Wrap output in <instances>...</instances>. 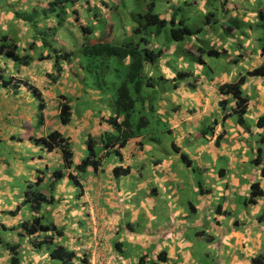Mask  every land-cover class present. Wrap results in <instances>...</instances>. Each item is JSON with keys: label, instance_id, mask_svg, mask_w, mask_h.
<instances>
[{"label": "crops", "instance_id": "obj_1", "mask_svg": "<svg viewBox=\"0 0 264 264\" xmlns=\"http://www.w3.org/2000/svg\"><path fill=\"white\" fill-rule=\"evenodd\" d=\"M54 1L0 0V40L9 37L18 45L20 56L31 57L29 65L18 67L0 55V71L12 81L8 86L0 82V224L6 227H0V264H9L11 250L18 245L22 264H59L50 257L53 248H37L47 235L26 236L23 225L35 216L63 231V237L51 241L76 253L73 264H139L142 258L155 262L162 253L165 264H252L264 256V196L255 203L249 201L253 185L258 184L264 193V149L260 147L264 126H258L264 116V77L248 75L263 63L264 20L259 12H264V2L256 8L257 0H221L219 19L220 10L211 14L206 0H166L160 19L173 18L198 34L182 42L164 37L163 42L149 44L162 53L159 62L145 71L153 78L154 70L160 73L158 82L165 97L158 115L165 132L106 151L99 139L113 131L111 97L89 86L91 76L86 71L90 69L86 64L80 67L78 59L64 62L57 75L53 60L44 57L52 50L76 52L71 39L81 40V35L74 26L90 27L83 10L90 11L94 22L99 19L96 11L106 20L120 1L84 0L81 4L75 0L66 6L61 28L50 8ZM183 6L190 10L197 6L211 22L208 19L207 27H196L191 11L182 16L177 12ZM123 27L126 39L133 38L136 28ZM115 29L109 23L104 32L93 30V34L98 41L111 35V41ZM62 31L64 39L59 42ZM139 33L148 40L145 32L140 29ZM157 37L151 35V41ZM187 54L193 56L190 63H186ZM222 54L231 58V64L226 63L232 69L215 74L213 61L207 58L217 63ZM202 65L209 66L208 72ZM180 72L191 77L177 81ZM240 77H246L243 92L249 98L244 123H239L236 102L220 93L221 86ZM226 99L228 104L223 106ZM90 101L98 104L97 111ZM65 102L72 107L68 125L59 119ZM79 103L88 107L77 113ZM51 131L69 141L74 153L71 169L65 168L60 150L48 152L37 142ZM163 133L172 136L168 146ZM90 138L102 151L96 152L100 166L97 171L88 168L78 173L76 166L89 156ZM116 168L130 173L116 177ZM58 171L63 172L59 182L54 179ZM39 180L38 190L50 204L34 213L23 202L29 186Z\"/></svg>", "mask_w": 264, "mask_h": 264}, {"label": "trees", "instance_id": "obj_2", "mask_svg": "<svg viewBox=\"0 0 264 264\" xmlns=\"http://www.w3.org/2000/svg\"><path fill=\"white\" fill-rule=\"evenodd\" d=\"M75 0H56L50 4L52 12L56 13L57 28L63 26L62 21L65 15V9L68 4L74 3ZM61 13H58V12ZM260 19L264 20V12H259ZM138 18L139 21L143 20L145 24H139L138 28L135 29L133 35H138L140 37V43L142 44H133L132 42L125 43L121 46H116L110 43L108 39L111 35H104L100 41L94 43L89 42L91 35L94 31L90 27L81 26V31L84 36L85 43L82 45L80 50H77L74 53L60 52L57 50H52L51 55L49 54L44 59H51L54 62L55 69L57 70V75H60L63 71L62 64L64 62L70 63L78 59V65L83 67L85 64L90 69L86 74L91 76L90 87L94 91H99L103 95L110 96L111 90L106 84L114 85L116 82L113 79V76L110 78V82L102 81L97 76L93 74L97 67V62L103 64L102 68L106 70H111L118 72L117 61L114 59H119L120 63L124 66V76L121 78V84L117 87L114 104H113V115L109 119V124L112 126L113 131L107 133L103 138L99 139V142L102 144V147L108 151L110 149H123L129 142L133 139H137L148 135L149 132H145L146 128L149 126L150 121L148 116L153 115L157 120H159L158 108L153 106L149 96H144V93L147 89H152L154 86V78L148 77L146 74V68L149 66L153 68L160 60L162 53L161 50L151 49L149 46V40L145 39L139 33V30L145 32L147 29L151 30V35L160 36L164 30L169 27V37L174 42H182L186 38L193 36L194 33L184 24H176L175 19L170 21H165L160 19L159 15L155 13V0H150V3L147 7V10L140 14ZM110 30V28H109ZM108 30V31H109ZM133 38L131 37L130 40ZM151 41V40H150ZM32 46V45H31ZM19 47L13 42L9 37L4 36L0 40V55H4L9 59L15 61L19 65L27 66L30 63L31 57L20 56ZM211 53V52H209ZM43 59V58H42ZM43 59V60H44ZM262 59L263 63L260 68L248 73L249 76H261L264 77V45L262 47ZM203 64V63H200ZM113 67V68H112ZM117 77V76H116ZM189 73L180 72L177 74L176 80L183 81L190 78ZM90 78V77H89ZM89 78L86 79V82L89 81ZM161 80V77L159 78ZM94 80V86L92 81ZM246 77H240L236 82L225 84L220 87V93L222 96L231 97L236 102L237 115L239 117V123H244L245 117L248 113V104L249 98L243 92V86L245 84ZM0 82L4 86L12 84V81L6 80L2 71H0ZM104 83L105 86H101V83ZM15 86V85H14ZM19 85H17L18 87ZM35 96L41 100V96L36 89H32ZM141 100L142 108L145 112V115L138 118V122L133 121L132 116L136 111L141 115V111L137 110V103ZM228 104V100H224L222 105L225 106ZM44 106L40 104V110L43 111ZM229 117H225L228 119ZM59 119L63 125H68L72 119V107L67 103H62L59 109ZM258 126H264V116L261 117L258 121ZM214 129V128H213ZM220 137L218 138L217 143H220ZM37 142L43 146V148L52 152L55 149L61 151L65 168L71 169L74 165V153L71 148L69 141L57 131H51L47 137H44ZM87 147L89 149V156L84 159L79 165L76 166L75 170L78 173H84L88 168H92L97 171L100 166V160L97 158L96 154V142L93 138H90ZM118 154V153H117ZM258 162V158L256 159ZM130 173L128 169L116 168L114 169V175L116 177L126 176ZM63 178V172L58 171L54 175L55 181H60ZM77 187L79 183L75 182ZM41 181H37L34 184L30 185L26 192V199L23 202L24 205L30 204L31 210L34 213H39L43 206L49 205L50 201L46 199L44 195L38 190ZM50 187L55 188L54 184ZM264 196L263 190L258 184L252 186L250 202L255 203L256 199L262 198ZM20 209V207L18 208ZM0 227L6 228L0 224ZM26 236H35L36 234H44L48 236L46 241H42L40 245H37V248L47 245V247L53 248L50 252V257L52 260L57 261L59 264H73V260L76 257V253L70 250H67L63 246H54L53 241L54 237H63L64 233L62 230H59L54 224H44L43 217L35 216L32 221L26 222L23 225ZM20 246L14 247L12 252V257L9 264H22L20 261L19 254ZM167 261L166 254L162 253L159 255V258L155 262H150L146 258H142L139 264H165ZM252 264H264V256H260L252 261Z\"/></svg>", "mask_w": 264, "mask_h": 264}, {"label": "rangeland", "instance_id": "obj_3", "mask_svg": "<svg viewBox=\"0 0 264 264\" xmlns=\"http://www.w3.org/2000/svg\"><path fill=\"white\" fill-rule=\"evenodd\" d=\"M119 1H120V5L111 14L110 19L105 20L103 16L100 17V12L96 11L99 14V19L94 22V19H92V14H90V11H87V10H83V18L87 21V24L90 26V28H92L93 30H101L103 32L105 31V29L109 23H114L116 26L115 31H117V32L115 34V38L113 37L112 40L110 41V43H112L113 45L121 46V45L128 43V42H132L135 45L136 44H142L143 45V43H140V37L138 35H135L133 37V39L130 40V38L126 39L125 34H122V31L124 28L123 26H125L126 24H129V26L131 28H138V25L140 23L145 24L143 20L139 21L138 17H139V13H142L144 11L146 4L150 3V0H119ZM191 1L192 0H190V2ZM80 2L82 4L84 2V0H80ZM262 2H264V0H257L255 7L258 8V5H260ZM206 3H207V9H209L210 13L216 14L215 11H213V10L214 9L220 10V6H221L222 1L221 0H206ZM166 5H167L166 0H155V13L156 14L164 13L166 10ZM68 6L70 7L72 5L69 4ZM111 6L114 7L115 5L111 4ZM190 11L193 13L192 18L194 19V24L196 27H199V28L207 27V25L209 23L208 19L211 22L210 16L209 15H203V13L199 11L197 6L192 10H190L189 8L186 9L183 6L182 9L180 11H177V12H179V15L182 16V15H185V13L190 12ZM58 13H61V12L59 11ZM221 13H222V10L219 11L217 18L221 19ZM74 28H75L76 34L81 35V40H76L71 35L70 36V37H72V39H71L72 47L71 48L74 50H78L79 49L78 46L83 45L85 43V41H84V36H83L82 31H81V28L80 27L76 28L75 26H74ZM169 29L170 28L167 27L164 30V32L162 33V35L158 36L156 38V40H153V41H150L151 40L150 32H152L154 29H151V30L147 29L145 31V33H143V35L147 36V38L151 44H154L157 42L160 43V42L164 41V37L165 38L169 37ZM64 30L67 32L68 29L66 28ZM259 30L261 33H263V28H260ZM64 34H65L64 31L60 32L61 37H59V36L57 37L59 42L60 41L62 42V39H64ZM102 37H104V35ZM90 38L91 39L89 42H92V43L95 42V40L96 41L99 40L95 37L94 34L91 35ZM121 38H122V40H121ZM201 38L205 40V42L203 44H204V47L207 48L206 45H208V41H206L204 36H202ZM263 42H264V39H263ZM57 44H60V43H57ZM79 44H81V45H79ZM221 57L222 58L217 63L215 62L214 59L207 58L208 62L210 60L213 61V63L210 66H211V68H213L215 74H219L222 70H231L232 69V67L228 65V64H231V58L227 57L225 54H222ZM185 59H186V63H190L191 60L193 59V56L187 54L185 56ZM196 59H197V57H196ZM114 60L117 61L118 72H114V71L106 70L105 68H102L103 64H100L99 62H97V67L95 69H93V71H94L93 74H97V76L100 78V80H102V81L105 80L107 82H110V78L113 76L112 80H114L116 82L114 85L106 84V85H108V88L112 89L111 95L113 96V99H111L109 101L110 107H111V108H109L110 110L113 109V104H114L113 102H114L116 89L118 86H120L121 78L124 76V72H125L124 66L122 65V62L120 63L119 59H114ZM226 61H228V64L226 63ZM17 66L19 67L18 64H17ZM208 68H209V66L202 65V69L203 70L205 69L207 72H208ZM245 69H246V67H243V70H245ZM154 71H155V74H154L155 82L153 83L154 87L152 89H147L146 92L144 93V96H146V97L149 96V100H151L153 103V106H155V108H157L162 103V101L164 100L165 92H164V89H162L163 84L158 82V77L160 76V73L157 70H154ZM92 83L94 86L95 85L94 80L92 81ZM101 86H105L103 82L101 83ZM79 104L81 106L77 110V113H80L82 108L88 107V105L86 103H79ZM90 105L92 106V108L95 111H97L99 109L98 104H96L94 102L90 101ZM137 110L141 111V115L136 111L134 116H132L133 121H136V122H138V118L140 116L145 115V112L143 111V108H142L141 100H139L137 103ZM148 118H149L150 124L145 129L146 130L145 132H147V133L149 132V134H148L149 137L154 135L156 131L165 132L164 124L161 123L160 120H157L153 115L152 116L149 115ZM161 136L164 137V141L166 144H167V140H169L172 137L168 133H163V134H161ZM149 137L146 139L148 140ZM167 146H168V144H167ZM260 147H262L264 149V145H260ZM169 150H171V148ZM169 150H166V152H170ZM96 152L99 154L102 151L99 150L97 147ZM166 152H164V153H166ZM222 163H224V162H221V164ZM146 172H147V175H149L148 170ZM80 190H81V188H80ZM45 206H47V205H45Z\"/></svg>", "mask_w": 264, "mask_h": 264}, {"label": "clouds", "instance_id": "obj_4", "mask_svg": "<svg viewBox=\"0 0 264 264\" xmlns=\"http://www.w3.org/2000/svg\"><path fill=\"white\" fill-rule=\"evenodd\" d=\"M81 250L86 251V250H88V247H83Z\"/></svg>", "mask_w": 264, "mask_h": 264}]
</instances>
